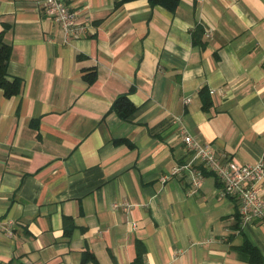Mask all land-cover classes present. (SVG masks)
Returning <instances> with one entry per match:
<instances>
[{
    "label": "crops",
    "instance_id": "obj_1",
    "mask_svg": "<svg viewBox=\"0 0 264 264\" xmlns=\"http://www.w3.org/2000/svg\"><path fill=\"white\" fill-rule=\"evenodd\" d=\"M61 1L86 26L68 41L44 0H0L19 83L0 89V264H250L244 242L264 255V224H242L213 174H172L191 159L176 119L218 158L259 160L264 0Z\"/></svg>",
    "mask_w": 264,
    "mask_h": 264
},
{
    "label": "built area",
    "instance_id": "obj_2",
    "mask_svg": "<svg viewBox=\"0 0 264 264\" xmlns=\"http://www.w3.org/2000/svg\"><path fill=\"white\" fill-rule=\"evenodd\" d=\"M43 9L45 16L60 26L65 41L80 36L86 29L61 0H44ZM205 34L209 37L211 31L206 30ZM185 103L188 104L189 99ZM175 122L180 125L181 140L190 151L191 159L185 166L174 168L172 174L190 168L194 161L199 162L220 183V196L236 202L237 215L242 224H264V198L260 196V186L264 182V148L255 164L240 166L218 158L208 144L199 142L181 127L180 119ZM200 180V174H196L193 184L198 185Z\"/></svg>",
    "mask_w": 264,
    "mask_h": 264
},
{
    "label": "trees",
    "instance_id": "obj_3",
    "mask_svg": "<svg viewBox=\"0 0 264 264\" xmlns=\"http://www.w3.org/2000/svg\"><path fill=\"white\" fill-rule=\"evenodd\" d=\"M126 1V0H122ZM151 5H160L169 11H173L177 5V0H148ZM9 59V49L0 40V89L4 91L6 97L15 95L18 92L17 81L11 84L5 80L6 66ZM111 110L122 119L126 120L134 111L133 105L130 103L126 95L119 96L113 103ZM238 250L246 254L249 258L250 264H264V255H261L259 251L248 242H244Z\"/></svg>",
    "mask_w": 264,
    "mask_h": 264
}]
</instances>
